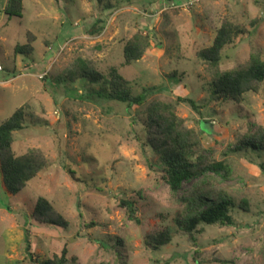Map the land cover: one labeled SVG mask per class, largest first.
<instances>
[{"label": "rangeland", "instance_id": "1", "mask_svg": "<svg viewBox=\"0 0 264 264\" xmlns=\"http://www.w3.org/2000/svg\"><path fill=\"white\" fill-rule=\"evenodd\" d=\"M23 0L20 15L0 16V124L26 106L25 128L14 133L18 155L41 149L47 167L16 195L0 172V264H35L67 246L76 264H264V150L232 152L264 127V86L241 103L212 101L213 72L199 57L227 18L250 34L223 51L220 71L251 55L264 59V0ZM35 36L30 54L16 53ZM138 31L150 36L144 57L124 62L126 41ZM83 59L97 71L111 68L147 101L176 105L190 127L203 129L205 147L227 160L232 177L217 174L186 181L174 192L160 177L157 155L143 145L145 107L108 100L100 85L68 71ZM171 75L175 77L171 78ZM178 97L194 99L198 109ZM75 173L72 174L70 171ZM213 200L231 198L232 225H201L193 242L177 232L153 249L149 237L190 216L182 197L196 186ZM49 199L68 220L67 228L33 219L37 199ZM126 199L136 208L129 216Z\"/></svg>", "mask_w": 264, "mask_h": 264}, {"label": "trees", "instance_id": "2", "mask_svg": "<svg viewBox=\"0 0 264 264\" xmlns=\"http://www.w3.org/2000/svg\"><path fill=\"white\" fill-rule=\"evenodd\" d=\"M104 4L105 9L113 6L111 0H97ZM5 0H0V16L3 12ZM23 10V0H7L6 13L20 15ZM250 31L243 25L236 24L230 19H223L217 28L215 38L210 47L199 52L213 72L210 82L212 101H225L241 103L248 93H259L264 86V59L259 53L251 55L244 63L237 67L220 71L219 66L223 59L224 49L235 44ZM26 44L18 45L16 53L30 54L33 50L32 42L35 36L27 32ZM150 46V36L138 31L125 43L123 55L124 62L130 64L141 60ZM175 75H171V78ZM68 79L75 82L78 79L86 80L89 84L100 85L94 90L98 97L127 104L129 108L146 105L144 120L143 145L152 149L157 155V168L160 177L174 192L180 191L186 181L217 174L222 179L232 177V167L227 160H218L214 156L213 148L205 147L202 139L203 129L190 127L186 120L177 113V107L171 102L160 99L147 101V92L150 88L135 95L129 88V82L118 72L111 68L105 74L97 71L91 64L83 59L75 61L68 71ZM179 101L188 102L194 109L198 105L194 99L178 97ZM27 109L21 106L0 124V172L6 191L16 195L28 183L34 180L48 165L45 153L39 148H33L26 153L18 155L13 147L14 133L21 131L26 125ZM249 150H264V127L258 125L250 138H246L232 149V152ZM70 173L74 174L73 170ZM212 190L203 186H196L181 201L187 206L190 216L183 220L177 219L178 229L167 226L154 232L147 245L153 249L169 244L179 231L193 242L201 225H232L233 209L236 207L231 198L213 200ZM121 204L127 207L129 216L138 221L136 208L129 200L122 199ZM32 217L39 223L67 228L68 220L46 197L37 199ZM28 255L35 264H76V258L69 255V250L63 248L60 255L54 254L41 261L34 259L30 245L27 246Z\"/></svg>", "mask_w": 264, "mask_h": 264}, {"label": "built area", "instance_id": "3", "mask_svg": "<svg viewBox=\"0 0 264 264\" xmlns=\"http://www.w3.org/2000/svg\"><path fill=\"white\" fill-rule=\"evenodd\" d=\"M0 68H1V65H0Z\"/></svg>", "mask_w": 264, "mask_h": 264}]
</instances>
